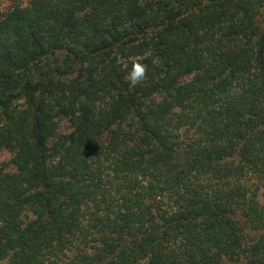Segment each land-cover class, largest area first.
Instances as JSON below:
<instances>
[{
	"label": "trees",
	"instance_id": "trees-1",
	"mask_svg": "<svg viewBox=\"0 0 264 264\" xmlns=\"http://www.w3.org/2000/svg\"><path fill=\"white\" fill-rule=\"evenodd\" d=\"M0 149V264H264V0L0 11Z\"/></svg>",
	"mask_w": 264,
	"mask_h": 264
},
{
	"label": "rangeland",
	"instance_id": "rangeland-1",
	"mask_svg": "<svg viewBox=\"0 0 264 264\" xmlns=\"http://www.w3.org/2000/svg\"><path fill=\"white\" fill-rule=\"evenodd\" d=\"M28 0H0V11L7 9L8 7L13 6L14 4H24ZM11 158V153L6 149H0V163L9 162ZM12 169L11 165L9 166Z\"/></svg>",
	"mask_w": 264,
	"mask_h": 264
},
{
	"label": "clouds",
	"instance_id": "clouds-1",
	"mask_svg": "<svg viewBox=\"0 0 264 264\" xmlns=\"http://www.w3.org/2000/svg\"><path fill=\"white\" fill-rule=\"evenodd\" d=\"M145 68L142 65H134V71L130 74V83L134 86L144 76Z\"/></svg>",
	"mask_w": 264,
	"mask_h": 264
}]
</instances>
